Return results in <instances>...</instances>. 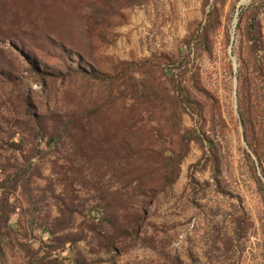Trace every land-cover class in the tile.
I'll return each instance as SVG.
<instances>
[{
	"label": "rangeland",
	"instance_id": "374dc122",
	"mask_svg": "<svg viewBox=\"0 0 264 264\" xmlns=\"http://www.w3.org/2000/svg\"><path fill=\"white\" fill-rule=\"evenodd\" d=\"M0 166V264H264V0H0Z\"/></svg>",
	"mask_w": 264,
	"mask_h": 264
},
{
	"label": "trees",
	"instance_id": "16d2710c",
	"mask_svg": "<svg viewBox=\"0 0 264 264\" xmlns=\"http://www.w3.org/2000/svg\"><path fill=\"white\" fill-rule=\"evenodd\" d=\"M2 34H3V36H6L7 38L10 37V36H12L15 39L17 38L16 33L13 30L12 31L9 30L6 33L3 32ZM11 46H13V47L16 46V43H12L11 42ZM96 72H97L96 70H92L91 72H89L90 77L93 78V79H95V80H101L102 78H99V75H96L98 72L97 73ZM81 73L82 74H88V71H86V69H82V67L80 65L73 64L69 68L68 75H70V76H76V75L81 74ZM108 78H110L108 80H112L113 79L110 76H108ZM178 98H180V100H182V104H186L185 99L184 98H181L180 95H178ZM64 123L67 124V126L69 127V131L68 132L70 133V137L72 139V142H74L75 147L77 145V147H76V155H79L82 158H87V157H89L91 155H94L96 157L102 158V157L105 156V154L108 153V151H106L105 149H102V148L99 149V150L94 149L95 146H93L91 150L85 149V148H82V147L80 148L78 146L80 144H79L78 140H76L75 133H82V134H84L83 131L86 130V127L84 125L85 123H83V119H79L77 116L71 115V116H69L67 118V121H65ZM146 150H148V149H146ZM90 152H92V153H90ZM118 154H121V153H118ZM159 156H160V158H162V160H164L167 163V169L169 171V174L163 176V182L166 183L169 186V185L173 184L179 178L180 166L182 164L184 155L178 154V156H175L173 158H171V157L170 158L169 157L167 158V157H165V154L163 152ZM12 169H13V171H15L18 168H12ZM0 170L2 172H4L5 174L7 173V169L4 168V167H1L0 166ZM132 175L133 174H130V178H131ZM138 180H140V177H138L137 179H134L132 181V183L134 181H138ZM5 181H6V179H5ZM13 181L15 183V185L13 186V188H15L18 183L23 182V177L21 176L19 169H18V172H16V171L14 172V179H13ZM132 183H130L129 185H132ZM135 185H137V184H135ZM3 188L6 189V187H3ZM137 190H140L139 189V186L137 187ZM134 193H135V190H133V194ZM2 219L4 220L5 223L8 224V222L10 220V213H9V211L6 212V214H5L4 217L2 216ZM107 246H109V244Z\"/></svg>",
	"mask_w": 264,
	"mask_h": 264
}]
</instances>
